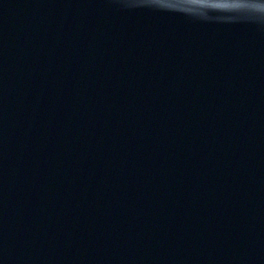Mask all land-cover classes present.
<instances>
[{"label": "water", "instance_id": "95a60500", "mask_svg": "<svg viewBox=\"0 0 264 264\" xmlns=\"http://www.w3.org/2000/svg\"><path fill=\"white\" fill-rule=\"evenodd\" d=\"M0 264H264V0H0Z\"/></svg>", "mask_w": 264, "mask_h": 264}]
</instances>
